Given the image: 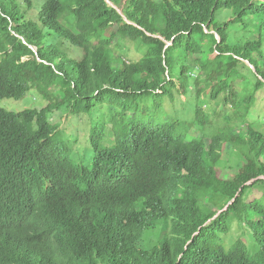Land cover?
<instances>
[{"label": "trees", "instance_id": "trees-1", "mask_svg": "<svg viewBox=\"0 0 264 264\" xmlns=\"http://www.w3.org/2000/svg\"><path fill=\"white\" fill-rule=\"evenodd\" d=\"M33 88L45 109L1 107ZM262 90L264 0H0V264H264ZM190 92L192 120L150 114ZM62 107L99 121L90 166L50 122Z\"/></svg>", "mask_w": 264, "mask_h": 264}, {"label": "rangeland", "instance_id": "rangeland-1", "mask_svg": "<svg viewBox=\"0 0 264 264\" xmlns=\"http://www.w3.org/2000/svg\"><path fill=\"white\" fill-rule=\"evenodd\" d=\"M118 31V25H115L112 27V29L108 32V35L110 36L112 33H115V39H114V50L117 53V55H122L124 59L127 61H135L139 60L146 52V48L141 42H131V41H124L121 39L120 34ZM214 57V56H213ZM200 58L199 55L193 56L192 63L194 61L198 60ZM194 65V64H193ZM195 75L198 76L195 72ZM237 86V94H239L242 90V82L239 80L236 83ZM52 91L56 92L57 89L53 88ZM58 94L59 91H58ZM199 107L208 108L210 115L216 116L222 113L223 123L226 116L231 113L232 109L231 107L225 106V101L223 97H220L218 100L214 101L213 103L210 100V96L208 95V92H206L205 96L201 99ZM149 105V104H148ZM48 106V102L39 94L36 88H33L29 91V93L22 99L15 100V99H9L6 98L2 100L1 107L7 111L20 113L28 109H35V110H43ZM195 109H196V98L193 92H190L186 98L182 96L176 97L174 101H171L170 99H166L163 102V108L161 111H163L164 115L161 114V111H159L156 107H153L149 112L155 113L156 115L160 116L165 119L169 118L173 120H182V121H188L192 120L195 115ZM100 111L105 115V119L107 121L111 120V117L116 114V110H111L108 106H103L100 108ZM99 114V111L97 112ZM82 117L76 118L72 117L66 107H62L59 110L55 111L53 114H51L50 122L53 125H58L60 130L67 132V138L73 143V152H70V155L75 163L80 164L83 163L86 166H90L91 161L93 159V152L90 147V135H91V129L96 124L99 123L97 121L98 119L96 117L88 116V115H81ZM252 116L253 118H249V121L252 123H256L260 121L261 124L264 123V90L260 91L258 93V99L256 102V105L252 109ZM222 118V117H221ZM261 126V125H260ZM106 127L102 128V134L103 137L108 140L109 138V132H106ZM264 129V127H263ZM193 136H197L198 132H193ZM209 142V140H207ZM236 152L232 151V149H227L222 154V163L221 167L225 168L230 165H236L237 158H236ZM233 236L234 238H238L241 234H243V230L240 228L239 225L234 224L233 228ZM242 237L246 238L248 241L250 240L249 237L246 234H243ZM142 246L145 247L144 243H142Z\"/></svg>", "mask_w": 264, "mask_h": 264}]
</instances>
